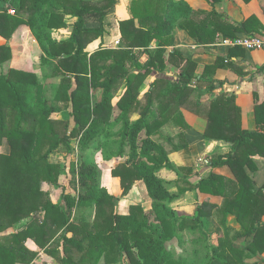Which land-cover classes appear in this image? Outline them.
Masks as SVG:
<instances>
[{
  "label": "trees",
  "instance_id": "obj_1",
  "mask_svg": "<svg viewBox=\"0 0 264 264\" xmlns=\"http://www.w3.org/2000/svg\"><path fill=\"white\" fill-rule=\"evenodd\" d=\"M113 4L114 0H105L104 8ZM130 8L133 17L119 22L124 46L99 48L88 55L87 43L103 32L105 11L101 1L95 5L83 0H0V36L6 40L0 44V65L11 58L8 40L13 32L27 25L41 48L42 63L51 67L50 77L60 78L58 83H50L53 94L46 96V84L36 73L11 67L0 72V144L6 138L10 149L7 155H0V264L34 260L38 251L26 247L27 239L60 264H98L101 259L104 263L122 260L129 264H247L246 259L264 251V181L255 187L244 170L250 164L249 156L259 152L252 148L264 149V131L237 125L229 108L232 95L220 93L211 100L205 112L204 136L232 142L229 153L214 155L209 164L228 165L234 179L211 172L194 186L200 192L222 196L221 213L234 215L240 229L232 236L225 232L217 245H210L199 220L211 216L214 204H198L192 215L175 214L169 204L177 195L170 191L171 182L158 174L161 168L171 166L170 150L160 141V128L171 121L181 129L187 128L180 110L182 100L193 101L195 89L199 97L201 83H210L208 91L216 87L209 67L198 76L193 60L176 49L166 50L173 44L175 24L182 20L180 26L203 44L213 42L218 32L229 36L236 31L252 34L262 26L254 27L257 22L253 16L234 26L216 11L194 10L184 0H132ZM68 12L78 19L70 37L57 41L51 30L65 25ZM137 36L134 45L132 39ZM154 39L157 47L150 48ZM133 45L143 48L139 53L147 54L144 63L132 52ZM168 62L176 66L178 76L156 78L140 97L145 77ZM121 68L125 72L118 74ZM122 85L124 91L117 97ZM155 88L161 92H155ZM63 111L69 112V119L57 117ZM133 113L139 116L132 120ZM254 115L256 123L264 126V101L255 105ZM163 138L167 143L171 140ZM73 139L80 152L97 140L102 159L119 160L111 168V175L119 177L122 193L142 180L151 208L131 204L126 214L115 212L120 197L101 185V170L96 163L79 157L70 162L69 168L75 193L61 187V165L51 162L49 155L54 151L72 154ZM185 144L173 145L172 149ZM41 182L61 188L56 202L40 188ZM79 209L85 212L76 216ZM25 218L23 228L1 234L6 226ZM184 229L200 234L195 240L200 247H194L192 259L175 258L167 248L174 239L183 242L178 232ZM238 236L247 238L244 247L232 245ZM199 249L203 251L201 256Z\"/></svg>",
  "mask_w": 264,
  "mask_h": 264
},
{
  "label": "crops",
  "instance_id": "obj_2",
  "mask_svg": "<svg viewBox=\"0 0 264 264\" xmlns=\"http://www.w3.org/2000/svg\"><path fill=\"white\" fill-rule=\"evenodd\" d=\"M83 1H87L95 5H99L101 1V9L105 11V15L102 18V35L98 38H92L87 43L85 49L87 50L88 54L93 53L99 48L118 49L124 46L121 31L119 28V22L133 17L130 8L132 0H114V4L108 9L104 8L105 0ZM184 1H186L194 10L207 12L214 10L218 14H220L227 23L234 26L242 24V22L247 18L253 16L256 18L257 22L253 24L254 27L257 24L262 26L261 28H259V32L255 33H264V0H249L248 2H245L244 0ZM69 13L70 12L65 14L64 26L53 28L51 30L53 39L57 41H64L70 37L73 25L77 21L78 17L74 14ZM199 18L200 17H195V19ZM181 21L182 20H179L173 27L171 32L173 36V44L167 45L166 50L171 51L173 49H176L182 54L183 57H187L193 60L197 65L195 74L198 76H200L204 72L205 67H209L208 74L210 77H212V79H214V85H216V87H214L210 91H205L204 89H202L204 96L200 99V112L202 111V106L213 97L220 95V93H226L227 95L231 94L235 96V98L234 101L230 103L229 108L232 109V111L234 110L232 112L234 114L238 112V117L236 119L239 118V120L237 122V125L238 123H240L242 129L263 132L264 126H262L261 124L258 125L256 123L254 108L255 105H258L264 101V50H246L238 46L231 47L222 44V40L226 37H235L249 34L248 32L241 31L234 32L233 36L218 32L213 42L204 44L198 43L189 35L185 28H182L180 26ZM135 23L137 25L138 20H135ZM137 38L138 36L133 38L134 40L132 39L134 45H136ZM2 39L3 41H1L0 44L6 42L4 38ZM8 44L11 49V58L1 64L0 68L8 69L11 67L28 72H34L39 76L38 78L40 79L42 71L40 70L39 72V69H43L44 67L41 61L42 51L29 27L27 25H20L13 32L11 38L8 40ZM157 44V40L154 39L151 41L149 47L155 48L157 47ZM134 45L132 48V52L135 55L138 54L137 59L140 63H144L148 58L147 54L145 52L139 53V51H142L143 48H138ZM130 68L132 69L134 68V66H130ZM168 69H170L169 72H165L164 74L158 71L148 74L139 88L140 97H142L149 90L150 84L156 78L173 79L172 76H178L177 68L174 64L168 62L166 64V70L168 71ZM134 72H136V70ZM119 73H124V70L121 68L120 71H118V74ZM44 75L45 74H43V76ZM45 79H52L54 81L58 79V77H49L48 75H45ZM219 81H221V84ZM157 90L158 89L156 88L154 89V91L157 93L161 92V89H159L158 91ZM123 91L124 86L122 85L117 92V97L121 95ZM117 97L114 98L113 102L117 100ZM236 107H238L239 109ZM194 110H196L197 113L199 112V110H197L196 108H194ZM66 112L68 114H66ZM116 113L117 110H115L114 114L116 115ZM60 115V118H70L68 111H63L62 113H60ZM193 117L194 118L191 126L183 129H181L177 123H173L171 121V126L172 129L175 130V135L173 133L171 135L169 133V135H167V133H164V131L166 132V130H168L169 132L170 130L168 123L160 128L161 134L166 138L169 137L172 140L175 136L181 137L179 141H185L189 144V147L180 148L178 150H175L174 152H169L168 157L171 161V166L175 167L190 165L192 168V172L190 174L193 176L192 178H189V180L193 181L194 183H197L200 178L207 176L210 172H215L225 176H232V172L228 165H206L204 167L197 168L196 165H198V160H200L204 155L212 156L213 154L224 155L229 153L232 148V142L224 139L206 138L204 136L206 125L205 118L196 113H194ZM179 131H182V134H180ZM154 137H156V135L153 136V138ZM160 141L166 142L163 137H161ZM253 149H259V152L257 151L249 156L251 159L250 164H246L244 170L250 177H252L255 187H259L264 181V149L263 147L252 148V150ZM9 150L10 149L7 139L3 138L0 144V155H7L9 153ZM260 150L262 151L261 153ZM76 159L74 158V156L73 158H71L69 155L66 156L64 153L57 151H54L49 155V160L51 162L59 163L61 165V172L58 181L59 184L61 185V187L64 186L66 188V191H69L71 193H75V191H73L72 188L69 189L67 182L62 183V179L63 177H65L62 166L66 163L67 173L71 174V172L69 171L70 162L72 160L76 161ZM203 170H206L208 172L205 175L201 174L200 176V172H202ZM173 175H175L174 172ZM165 180L168 179L165 178ZM170 180H173V178ZM101 182V185L104 186L110 194L117 196V192L120 190L119 179L111 175L110 168L107 169V171L102 172ZM133 186H135L133 190H136L137 187H139L141 199L145 203L150 202V209L151 200L148 197L147 190L143 181L137 180L135 181ZM40 188L49 193V197L52 202H56L59 199L62 191L60 187H55L48 182H41ZM182 192L183 194L181 193L179 197L177 195V198L175 200L185 199L187 195L191 197L190 195L192 194L197 200L198 197L200 198V193L197 188L191 191L186 190L185 192ZM206 199H209V196ZM209 201L215 204L218 203L219 200L216 196L210 195ZM189 202L192 203V201ZM228 215L229 214H227V216ZM39 216H42V213H40ZM26 220L27 218L21 219L20 221L14 223L12 226H9L7 230L2 232L1 234L4 235L3 233H9L11 231L23 228ZM25 245L30 250L38 251L37 256L30 263L16 262L15 264H59V262H57L53 256L48 255L44 252L43 249H40L32 239H27Z\"/></svg>",
  "mask_w": 264,
  "mask_h": 264
},
{
  "label": "rangeland",
  "instance_id": "obj_3",
  "mask_svg": "<svg viewBox=\"0 0 264 264\" xmlns=\"http://www.w3.org/2000/svg\"><path fill=\"white\" fill-rule=\"evenodd\" d=\"M2 38H0V42L3 41ZM85 51L87 52L86 49H85ZM88 55H90V54H88ZM43 65H44L43 69H39V72H40V70L42 71V75H41V78L39 80H41L43 83L46 84V96H52L53 89L51 88V84L50 83L56 84V83L59 82L60 78L58 77V79H56L54 81L52 79L51 80H46L45 79V75H48L50 77L49 74L51 73V67H50V65H47V64L46 65L43 64ZM123 70L125 72V69H123ZM135 70H136V68H132V71H135ZM169 70L170 69H168V71H167L166 70V66H165L163 69L156 70V71L162 72L164 74L165 72H169ZM3 71H6V69L0 68V72H3ZM43 74H45V75L43 76ZM172 78L174 79V78H176V76H172ZM209 84H207V83H203L202 84L201 83V89H204L205 91H208V90H206V87ZM193 93H194V95L192 96L193 97V101L197 102V100H198L199 103L196 104L191 99H190V102H189V101H186L185 98H184L182 100L184 105H181V107H180L181 108L180 110H181V112H182V114L184 116V122H187V124L189 126H191V124L193 122L194 113L199 114L200 116H203L205 118V120H206V116H205L206 109H208V106H209L211 100L214 99V98H217V96H215L212 99H210L208 102H206L202 106V111L200 112V109H201V100L200 99L204 96V93L203 92H202V94L200 93L199 97H197L198 96L197 89H195ZM206 93H208V92H206ZM98 95L99 94H95V96H94L95 98L94 99H96L98 97ZM229 95L231 96V94H229ZM234 98H235V96H233V101H234ZM194 108L199 110V112L197 113V111L194 110ZM236 108H238V107H236ZM66 114H68V113L66 112ZM234 115L237 118L238 117V112H236V114H234ZM57 116H59V118H60V116H61L60 113L57 114ZM138 116H139L138 113H133V115L131 116V119L132 120L136 119V117H138ZM114 117H115V114L112 115V119ZM238 120L239 119L236 120V123L238 122ZM168 125H169L170 130H169V132H168V130H166V132L164 131V133H167V135H169V134L171 135L173 133L175 135V130L172 129L171 122H169ZM205 127H206V125H205ZM117 128H118V126H117ZM117 128L115 127L114 131L117 130ZM142 135L143 134H141V136ZM116 137H118V136H116ZM161 137H164V136L162 135ZM102 138L103 137H101V139ZM179 139H181V137H176L175 136V137H173L172 140H170L169 143L164 142V143H166V147L168 148V150H170V152H172V151L174 152L176 150V149H172L173 145H179L181 142H183V141H179ZM98 143L99 142L97 140H95V141L92 142V144L90 145L89 148H87L86 150L80 152L78 150V148H77V140L73 139L72 140V145H73L72 154L73 155L70 154L69 156L71 158H73V156H74L75 159L77 157H79V158H82L83 160L96 163L97 166L101 170V174H102V172L107 171V169H109V168H110V172H111V168L114 165H116L119 160H112V161L107 162L104 159H102L101 158L102 157L101 150L98 149L99 148V144ZM171 143H173V144H171ZM186 147H189L188 143L185 144L182 148H186ZM127 149L128 148H126V150ZM214 155H216V154H213L212 156H210V155L202 156V158L200 160H198V165H196L197 168H201V167H204L206 165H210L209 161L213 158ZM205 160H207V161H205ZM62 167H63L62 170L64 171V176H65L62 179V183L63 182L66 183L67 182L68 186H69V189L72 188L73 191H76V189L74 188L75 185H73L71 183V181L73 180V176L70 173L69 174L67 173V164L65 163V165H63ZM173 172H174V174L177 177L175 175H173ZM191 172H192V168H191L190 165L175 166L174 168L171 167V166H169V167L167 166V167L161 168L159 170L158 174H159V176L161 178H163V179L166 178V179H168V181L171 182V184H172L171 185L172 187H170L171 192L172 191H173V193L175 192V194L178 195V197H179L181 193L183 194L182 191L185 192L186 190L191 191L193 189H196L195 186H194L195 183L193 181L189 180V178H192V176H193V175L190 174ZM207 172L208 171L203 170L202 172H200V176H201V174L205 175ZM172 175H173V177H172ZM113 177H115V176H113ZM225 177L234 179L233 173H232V176H225ZM172 178H173V180H170ZM117 179H119V177H117ZM100 183H102L101 182V177H100ZM119 186H120V190L117 192V197H120V199L115 203V206H114V211L115 212H117V213H125L126 214L128 212L129 206L131 204H140V205L143 206V208L145 210L149 209L150 202L145 203L141 199L139 187H137L136 190H133L135 188V186H132L130 188V190L126 194H123L122 193V187H121L120 179H119ZM199 193H200V195H199L200 198L198 197V200L192 194V195H190L191 197H189V195H187L185 197V199L172 201L169 205L171 207H173V210H174L175 214H177V215H192L194 213V210H195V208H196V206L198 204H201L203 202L211 203L209 201L210 200V194L203 193V192H200V191H199ZM204 194L207 197L209 196V199H206L207 197ZM114 196H116V195H114ZM211 196H216L219 201H218V203H215L214 206H213V209H211V211H212L211 216L200 218L199 223H200V227L205 231V233L207 235V237H206L207 242L210 245H217L218 244V239L220 237H222L225 234V232H228L229 236H232L234 234V232H236V231H238L240 229V224L237 222V220L234 217V215H232L230 213H225L224 215H226V216H224L221 213V210H222V206L221 205H222V201H223V197L222 196H220V195H211ZM187 197H189V198H187ZM189 201H192V203H190ZM9 202H11V201H9ZM181 202H183V203H181ZM9 205H10V203H9ZM15 206H16V203H15ZM11 207H12V205H11ZM82 211H84V210L83 209H79L76 212V216H78V214H81ZM227 214H229V215L227 216ZM16 215H17V213H15V216ZM91 218H93V212H92V215L90 216V219ZM263 220H264V217H263ZM0 224H2L1 221H0ZM7 228H8V226H6L2 230L6 231ZM178 233L182 237L183 242L179 243L176 239H174V240H172L171 242H169L167 244V248L174 255L175 258H177V257H186V258L192 259L193 258L192 250L194 249L195 246H197L196 243H195V240L200 237V234L197 233L196 231L193 232L191 229H184L182 231H179ZM246 242H247V238H244L242 236H238L235 239H233L232 245L236 246V247H244ZM197 247L199 248L200 246H197ZM202 254H203V251H201L199 249V255L201 256ZM76 258L78 259V255H75V259ZM245 262L247 264H264V251L261 252V253H257L252 258L246 259ZM98 264H129V263L127 261H122V260H118L116 262L104 263V261L101 259Z\"/></svg>",
  "mask_w": 264,
  "mask_h": 264
},
{
  "label": "built area",
  "instance_id": "obj_4",
  "mask_svg": "<svg viewBox=\"0 0 264 264\" xmlns=\"http://www.w3.org/2000/svg\"><path fill=\"white\" fill-rule=\"evenodd\" d=\"M222 44L231 47L238 46L246 50H264V33L226 37L222 40Z\"/></svg>",
  "mask_w": 264,
  "mask_h": 264
}]
</instances>
